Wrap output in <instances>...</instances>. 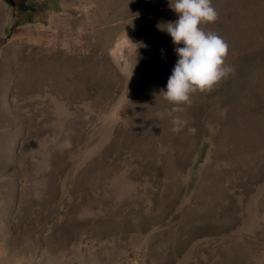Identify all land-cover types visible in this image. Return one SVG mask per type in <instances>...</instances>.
<instances>
[{"label": "rangeland", "instance_id": "rangeland-1", "mask_svg": "<svg viewBox=\"0 0 264 264\" xmlns=\"http://www.w3.org/2000/svg\"><path fill=\"white\" fill-rule=\"evenodd\" d=\"M14 1L0 264H264V0H212L234 71L179 107L169 0Z\"/></svg>", "mask_w": 264, "mask_h": 264}, {"label": "clouds", "instance_id": "clouds-1", "mask_svg": "<svg viewBox=\"0 0 264 264\" xmlns=\"http://www.w3.org/2000/svg\"><path fill=\"white\" fill-rule=\"evenodd\" d=\"M169 7L178 14L177 18L157 22L156 27L170 34L178 58L165 89L160 92L166 100L179 107L191 103L192 93L211 91L234 68L225 63L228 44L223 37L201 27L204 23L217 19L218 14L212 6V0H169ZM133 43L136 49L145 46L142 41ZM186 124V120L173 117L171 131L178 132ZM187 130L195 131L192 127ZM62 146H70V141H64Z\"/></svg>", "mask_w": 264, "mask_h": 264}, {"label": "flooded vegetation", "instance_id": "flooded-vegetation-1", "mask_svg": "<svg viewBox=\"0 0 264 264\" xmlns=\"http://www.w3.org/2000/svg\"><path fill=\"white\" fill-rule=\"evenodd\" d=\"M10 1H11V3H12V4H14V3H15V1H14V0H10Z\"/></svg>", "mask_w": 264, "mask_h": 264}]
</instances>
